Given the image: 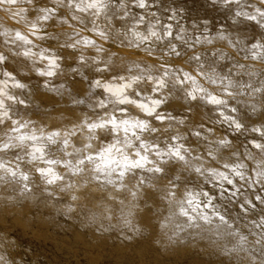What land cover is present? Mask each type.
Instances as JSON below:
<instances>
[{
	"label": "clouds",
	"instance_id": "clouds-1",
	"mask_svg": "<svg viewBox=\"0 0 264 264\" xmlns=\"http://www.w3.org/2000/svg\"><path fill=\"white\" fill-rule=\"evenodd\" d=\"M0 264H264V0H0Z\"/></svg>",
	"mask_w": 264,
	"mask_h": 264
}]
</instances>
